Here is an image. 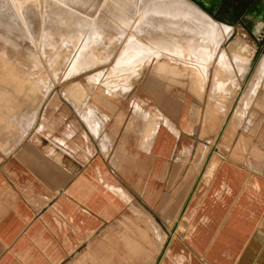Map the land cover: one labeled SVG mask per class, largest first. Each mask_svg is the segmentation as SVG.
<instances>
[{"label":"crops","instance_id":"obj_1","mask_svg":"<svg viewBox=\"0 0 264 264\" xmlns=\"http://www.w3.org/2000/svg\"><path fill=\"white\" fill-rule=\"evenodd\" d=\"M116 57L87 96L0 106V264H264V117L233 98L194 142L198 98Z\"/></svg>","mask_w":264,"mask_h":264},{"label":"bare ground","instance_id":"obj_2","mask_svg":"<svg viewBox=\"0 0 264 264\" xmlns=\"http://www.w3.org/2000/svg\"><path fill=\"white\" fill-rule=\"evenodd\" d=\"M11 1L12 0H0V41L3 44L2 46H0V51H1L0 53L6 51L5 50L7 49L6 46H10L15 49H19L21 47L22 44L18 45L19 42L13 38H18L23 41L24 39L26 40L29 39L30 41H28V43L30 42L34 46H37L39 50L43 51L44 53H46V50L49 51V54L47 55H44L42 53V55H44L45 58L47 59L55 58L57 62L47 60V63L49 65L52 66L59 65L61 67L66 60H69L71 61L70 64L71 67H73V65L76 64L79 58V61L83 60V63L89 64L88 66L84 65L87 66V68H89L96 64L108 61V57H110L113 54V52L116 50V47L118 46L121 40L122 29L119 27H121V24L125 22H131L135 20L136 24L134 29L138 32H142L144 35H147L146 41L148 43L139 41L136 38L132 42H129L127 46L124 45L123 52L119 54V59L116 61L114 66V70L116 71V73L111 72L109 75L116 76L117 78H123L127 76L129 72H131L130 70H134L136 68L134 67V65L141 58V55L146 54L148 57L151 58L148 61L144 59L140 60L139 65H142L143 67L150 65L155 60V57H157L160 52L161 54L163 52L165 53L164 54L165 57L167 55L171 59L186 61L188 64H190V66L189 65L188 66L190 67L191 71H193L192 74H195L197 82L199 81V84H197L198 86L202 82H205L204 80H206L205 78L207 74L206 70L210 65L211 61L213 62V59H215L214 61H216V63L214 62L215 65L214 67H212L213 70L211 76H209L211 91L213 90V92L218 91L219 93L220 92L225 93L226 90L229 89V88L227 89L226 86L228 84H231L232 89L230 90L229 95L233 96L235 90L238 89L240 82L243 79V75L247 71V67L249 64L248 62L250 60L249 58L250 48L244 42L236 46V48L234 49L235 52L229 53L226 52L225 50H223L222 52L220 51L216 52V47H217L216 44H218V42L221 41L222 33H224V35L227 34L228 28H225L226 26L212 20V18L207 13H205L201 9H198V7H196L194 4H192L187 0H153L151 2H148L149 0H16L15 2H11ZM92 1L98 4H105L103 7H105V9L107 10V12L105 11L103 12L105 14H102L101 12V14L95 19V24L91 28H89V31L91 29L89 34L90 37L92 36V33L94 34L97 33L98 38L96 37V40L102 44V48L105 52V56L102 55L103 52L101 53V51H98V53L96 51V53H94L95 47H97L98 45L96 43L94 45L91 41L86 42V46L85 44H83L79 50L78 49L75 50L77 39L82 34V30H83L82 24L78 22V17L76 12L81 14H85V13L89 14L88 13L89 10L87 11L86 9L89 8L90 6L89 4H91ZM206 1L208 4V8L214 12L218 7L219 0H206ZM16 3L18 4V7L14 6V4ZM58 3L60 5L61 3L69 5L68 8H71L74 11L62 10V8L57 5ZM147 3H149L150 5L144 6ZM17 8L19 10H17ZM95 8L96 7H94L93 9ZM76 9L82 11L80 12L77 11ZM123 9H126L129 12L124 11ZM129 13H132V15L133 14L136 15L134 20L131 18L130 16L131 14ZM168 17L169 18L172 17L171 19L175 17L187 18L190 19V21L179 19V20H174L173 23V20L166 19ZM109 21H111L112 24ZM258 22L259 21H257L256 19L252 21L253 25H257ZM192 23L198 24L199 26L201 24H204L203 25L204 32L198 30V27ZM184 24H187L188 26L183 27ZM57 36H61V38H67V41L65 42L59 41V38ZM29 45L26 46L24 45L25 46L24 52H26L27 58L26 60H24L22 64L25 65V67L27 65H30V67L32 66V68L40 69L42 67V62L40 60L41 57L39 58L41 54L38 56L36 53V49ZM212 48H213V52H212ZM108 49L110 51L109 54H108ZM20 50H22V48ZM2 55L4 56V54ZM20 55L21 54H19V56ZM0 63H2V66H9L11 64L9 60L5 58H0ZM203 63H206L207 65L205 66ZM13 65L17 66L15 64ZM28 67L29 66H27V68ZM29 69L31 70V68ZM140 69L141 68H139L138 70ZM257 69L258 71L261 72L264 71V59L259 61L257 65ZM232 74H234V76H232ZM39 75L42 78L46 79V76L43 75V73H40ZM15 76L17 77L16 74ZM22 77L23 76H21V78ZM31 79H34V77L30 78V80ZM37 81L38 84L40 85L39 79ZM40 81H42L41 78ZM38 84L36 85L38 86ZM256 84L257 81L255 80L254 77L250 79L247 88L245 87L246 91L241 99L240 105H242V103L244 104L247 102V100L250 97V94H252V92L255 90ZM34 87L36 86L34 85ZM19 90H21V88ZM27 96L28 95H26V97ZM221 96L222 95H220L219 99L221 98ZM223 98L224 97H222V99ZM216 102L218 106L215 107L217 108L215 115L210 112L211 115L209 113V115L207 114L208 115L207 117L204 114V117L207 118L204 119L207 120L208 131L210 130L213 133H216L218 131L223 121L226 110L229 107L228 105L226 106L220 104L218 100H216ZM212 107H214V105ZM241 112H242L241 106H239L235 111V116L238 117L241 114Z\"/></svg>","mask_w":264,"mask_h":264},{"label":"rangeland","instance_id":"obj_3","mask_svg":"<svg viewBox=\"0 0 264 264\" xmlns=\"http://www.w3.org/2000/svg\"><path fill=\"white\" fill-rule=\"evenodd\" d=\"M15 1L16 0H12L11 2H15ZM151 1H153V0H149L148 2H151ZM187 1L191 2L196 7H198V9H201L205 13H207L212 18V20L218 22L219 24L226 26L225 28H228L227 34H225V35H224V33L221 34V41L218 42V44H216L217 47L215 46L216 52H219V51L222 52L223 50H225L226 52H229V53L235 52L234 49L236 48V46H238L242 42L246 43L249 46V48H250V56H249L250 60L248 62L249 64L247 67V71L243 75V79L241 80L238 89L235 90V93L233 96L229 95L230 90L232 89L231 84H228L226 86V88L227 89L229 88V89L226 90L225 93L224 92L219 93L218 91L213 92V90L211 91L210 81H209L210 77L209 76H211V73L213 70L212 67H214V65L216 63V61H214L215 59H213V62L211 61L210 65L208 66V68L206 70L207 74H206V78H205L206 80H204L205 82H202L200 84L201 87H200V85H198L200 88L197 86V84H199V81L197 82L195 74H192L193 71H191V69L189 67L190 64H188L186 61L171 59L167 55L165 57V55H164L165 53H163V52H162L163 55L160 52L159 55L157 57H155V60L150 65L143 66L142 70L144 71V75H146V76L151 75V76L159 77L162 80H167L171 86H173L177 89L178 95H181L182 93H190V94L195 95L197 98L200 96L198 98V100L202 104V107L205 108L204 114L207 117H208L210 112L215 115V112L217 109L215 107L218 106L216 100H218L220 102V104L229 106L231 100H233V98H235L233 112H235L239 106H241V110H242L241 114L238 117L236 116L238 119L237 125L241 128H243V127L247 128L248 125L250 124V120H248V118H246V116L249 112L253 113V116H254V113H256V117H264V105H263L264 104V98H263L264 97V86H263L264 85V81H263L264 71L261 72V71H258V69H257V65H258L259 61L264 59V0H219L218 7L214 12L208 8V4H207L206 0H187ZM62 4L63 3H61V5L59 3L57 4L59 7L62 8V10L74 11L71 8H68L69 5H66V4L62 5ZM89 5H90L89 8L86 10L87 11L89 10L88 13L90 15L86 14V13L81 14V13L76 12L77 17H78V22L80 24H82L83 30H82V34L77 39V44H76L75 50H77V49L79 50L83 44H85V46H86V42L91 41L94 45H95V43L98 45L97 47H95L94 53H96V51H97V53H98V51H101V53L103 52L102 55L105 56V52L102 48V44L96 40L97 33L96 34L92 33V36L90 37L89 34H90L91 29L89 31V28H91L95 24V19L101 14V12H102V14H105L103 12L104 11L107 12V10L105 9V7H103L105 4H98V3H95L94 1H92L91 4H89ZM149 5L150 4L147 3L144 6H149ZM14 6L18 7V4L16 3V4H14ZM92 7L93 8L96 7V8L93 9ZM17 10H19V9L17 8ZM76 10L80 11L79 9H76ZM123 10L127 11L126 9H123ZM95 12H97V13H95ZM127 12H129V11H127ZM129 14H131L130 16L134 20L136 15L133 14L134 15L133 16L132 13H129ZM171 18L168 17L166 19H171ZM110 19H112V18H110ZM176 19L179 20L181 18L175 17L171 20H173V23H174V20H176ZM183 19L190 21V19H187V18H183ZM254 19L259 21L257 23V25H253L252 21ZM109 22L112 24L111 21H109ZM135 24H136V21L134 20L131 22H125V23L121 24V27H119L122 29V32H121L122 36H121V40H120L118 46L116 47V50L112 54V55H114L116 53L117 57L115 58L113 66L110 69V73L114 69L113 67L115 66V61L119 59V54L121 52H123L124 45L127 46V44L129 43L128 41H130V40L133 41L134 39L137 38L138 40H142L143 42L148 43L146 41L147 35H144L142 32L136 31L134 29ZM192 24L197 26L198 30L204 32V30H203L204 24H201L200 26L198 24H195V23H192ZM187 26H188L187 24H184L183 27H187ZM44 29H45V27H44ZM57 37L59 38V41H62V42L67 41V38H61V36H57ZM13 39H15L16 41L19 42L18 45H20V44H22V45L19 49H15L13 47L5 45L7 47V49H5L6 51L3 50L5 53L3 51H2L3 53H0V58L8 59L9 62L11 63L9 66H2V63H0V90L2 92H7L6 90L10 89L12 92H14V93L16 92L15 93L16 97H15V99L13 98V99H9V100L8 99L7 100L0 99L1 100L0 106L3 107L5 105V107L6 106L10 107V110H13V108H15V110L17 112H19L20 109L23 108L25 105L27 106V108H29V106L31 105L32 110H33V117H37V115L41 113L42 108H44V105L47 104V102H49V105H51L53 103V101L57 98L58 93H60V94L64 93V94H66V97H67V94H72L73 92H75L76 95H78V96L86 95L87 91L85 90L86 91L85 92L83 90V88L80 86V84H76V85L73 84V81L75 80L73 76L75 75V73H78L82 70L91 69V68H94L100 64L106 63V62H102V63L96 64V65L93 64L94 66L87 68V66L89 64L83 63V60L79 61V58H78V61L76 62L75 65H73V67H71V65H70L71 61H69V60H66L65 63L61 67L59 65L58 66H52V65H49L47 63V60L56 61L55 58L54 59H50V58L47 59L44 56V55L49 54V51L46 50V53H44L43 51L39 50V48L37 46H34L30 42L28 43V41H30L29 39L28 40L24 39V41L21 39H18V38H13ZM92 40L95 42H93ZM132 41H130V42H132ZM23 43L25 46L30 44L29 46L34 47L36 49V53L38 56L41 54V56H39V58L41 57L40 60L42 62V67L40 69L32 68V66L30 67V65H27V66H29L27 68V66L25 67V65L22 64L24 62V60H26V58H27L26 52H24L25 46L23 45ZM2 45L3 44L0 41V46H2ZM21 48H22V50H20ZM23 48H24V50H23ZM214 50H215V48H214ZM18 52H19V54H21L20 56H19ZM109 52L110 51L108 49V54H109ZM212 52H213V48H212ZM42 53L44 55H42ZM2 54H4V56ZM112 55L110 57L107 56L108 57L107 62L112 61ZM52 57H54V56H52ZM141 59L148 61L151 58L148 57L146 54L141 55V58L136 62V64H137L136 69H138L139 62ZM13 64H15L17 66H14ZM203 64L205 66L207 65L206 63H203ZM84 65H87V66H84ZM29 68H31V70ZM63 70H66V71L63 73ZM40 73H43V75L46 76V79L42 78L39 75ZM15 74L17 75L18 78L15 76ZM100 75H101V72H97L96 74L92 75L90 77L91 83L93 81L97 82ZM21 76H23V77L21 78ZM232 76H234V74H232ZM32 77H34V79L30 80V78H32ZM253 77L257 81L255 90L253 91L254 93L252 92V94H250V97L246 103H244V104L242 103V105H240L241 99H242V97L246 91L247 85H248L250 79H252ZM40 78L42 81H40ZM38 79H39V83L41 86L38 84V81H37ZM36 84H38V86ZM260 84H261V86H260ZM34 85L36 87H34ZM3 87H7L8 89L5 90V89H3ZM32 87H34V88H32ZM20 88H21V90H19ZM13 90H15V91H13ZM30 93L32 95V98L29 99V96H27V100L25 101V94L29 95ZM220 95H222V96L219 99ZM222 97H224V98L222 99ZM215 98H217V99H215ZM10 100H11V102H10ZM9 103H11V104H9ZM15 103H16V105H15ZM18 103H19V105H18ZM207 105H209L210 108ZM213 105H214V107H212ZM205 110H206V112H205ZM200 112H201V107L196 110L197 121L195 123L194 131L192 132V135H193L192 140L194 142H201L200 139L204 138V136H205L204 134L201 135L202 131L203 130L208 131V128H207L208 123L206 120L207 118L203 116L202 120H200ZM211 113H210V115H211ZM214 115H212V116H214ZM204 118H206V119H204ZM205 125H206V127H205ZM204 133L206 134L205 131H204ZM208 133L213 134V132L210 130L208 131Z\"/></svg>","mask_w":264,"mask_h":264}]
</instances>
